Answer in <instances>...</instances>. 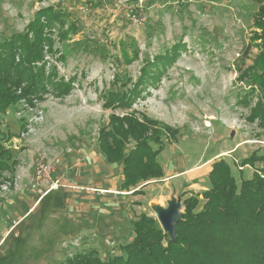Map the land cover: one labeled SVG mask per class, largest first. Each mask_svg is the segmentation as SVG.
<instances>
[{
    "label": "rangeland",
    "instance_id": "374dc122",
    "mask_svg": "<svg viewBox=\"0 0 264 264\" xmlns=\"http://www.w3.org/2000/svg\"><path fill=\"white\" fill-rule=\"evenodd\" d=\"M48 6H57L67 22L76 20L78 30L66 44L54 31V50L60 53L47 54L45 46L47 71L55 67L59 77L68 81L75 76L76 81L64 98L47 93L31 103L21 100L2 117L4 131L16 134L5 146L18 165L0 178V264H62L92 250L103 259L121 255L120 244L132 239L134 220L141 214L157 220L152 206L166 208L173 197L183 202L198 194L192 189L208 190L216 161L226 159L239 182L251 177L255 168L241 163L264 146V129L250 122V110L239 104L250 88L239 77L259 54L252 42L259 9L254 0H0V41L22 32L35 12ZM181 38L186 47L177 61L133 106L139 120L146 116L177 132L162 137L158 161L164 178L137 187L141 193L134 196L143 195L129 215L115 208L114 216L121 217L78 211L76 198L88 205L100 203L93 195H126L122 188L115 194L92 190V180H103L101 174L118 186L123 181L121 165L105 161L98 140L110 116L126 112L106 109L100 94L115 87V75L136 82L145 60H153ZM120 45L138 50V60L119 65ZM62 54L66 61H60ZM115 88L122 89L120 84ZM39 155L47 156L54 167L53 179L63 180L57 192L35 204L42 192L32 191L30 182ZM192 183L191 189L182 190ZM31 209L33 214L20 221Z\"/></svg>",
    "mask_w": 264,
    "mask_h": 264
},
{
    "label": "trees",
    "instance_id": "16d2710c",
    "mask_svg": "<svg viewBox=\"0 0 264 264\" xmlns=\"http://www.w3.org/2000/svg\"><path fill=\"white\" fill-rule=\"evenodd\" d=\"M254 1L259 9L252 42L259 54L253 65L241 72L239 81L250 88L239 104L250 110L248 120L264 129V0ZM77 30L76 20L67 22L57 6H48L35 12L22 32L0 41V178L5 172L13 173L18 165L5 146L16 134L4 131L2 117L21 100L31 103L47 93L56 98L70 95L76 77L67 81L59 77L55 67L48 72L45 46L49 45L47 54L60 53L54 50L51 36L56 32L55 37L66 44ZM86 44L83 46L88 49ZM185 47L181 38L153 60H145L136 82L115 75L112 83L115 87L120 84L122 89L109 88L100 94L106 109L126 112L123 116H110L108 125L101 129L98 146L108 164L121 165V188L131 195L141 193L136 190L140 184L164 178L158 161L164 148L162 137H175L177 133L161 128L160 123L146 116L139 120L133 106L143 93L156 86ZM120 48L121 57L116 59L119 65L138 60V50L129 51L126 45ZM66 58L62 54L59 59ZM254 99L257 102L253 105ZM128 146L132 148L129 150ZM241 164L253 166L255 171L239 182L226 159L213 163L208 175L209 189L183 199L184 212L175 225L174 239L164 232L158 220L141 214L132 222V239L120 244L123 254L103 259L94 250L78 252L62 264H264V146ZM185 196L182 194V198Z\"/></svg>",
    "mask_w": 264,
    "mask_h": 264
},
{
    "label": "crops",
    "instance_id": "0c3cea01",
    "mask_svg": "<svg viewBox=\"0 0 264 264\" xmlns=\"http://www.w3.org/2000/svg\"><path fill=\"white\" fill-rule=\"evenodd\" d=\"M90 158H91V156H90ZM89 158V159H90ZM90 173V172H89ZM88 173V174H89ZM187 173V172H186ZM186 173H183V174H181L182 176H185L186 175ZM75 174H76V172H75ZM74 174V175H75ZM102 175H104V174H101V175H99V176H101V178H103V180L102 179H98L97 180V178H95V179H93L92 180V185H95L96 187H92L93 189L92 190H95L96 192H98V191H104V192H106V191H109L110 193H113V194H115V193H117L116 191H117V189H121V186H118L115 182H112L111 180H105V177L106 176H102ZM180 175V174H179ZM178 175V176H179ZM180 175V177H182ZM173 176H175V175H171V176H169V178H172ZM92 177H93V175H92ZM121 178V176H119L118 177V179H120ZM60 181L61 180H63V179H59ZM67 181H69L68 179H66ZM66 181V182H67ZM80 181H82V180H80ZM62 182V181H61ZM206 183V182H205ZM72 185H74L73 183H71ZM68 185V186H72V185ZM193 185H195V184H190L188 187H183L182 188V190L184 191V190H189V189H191V186H193ZM104 187V188H103ZM97 188V189H96ZM105 188H108L107 190L105 189ZM205 189H206V187H204ZM122 190V189H121ZM194 192H198V193H200V192H202L201 190H197V189H192ZM58 191V189L57 190H53L52 192H50L48 195H46V196H44V197H47V196H49L50 194H52V193H54V192H57ZM180 191V190H179ZM178 191V192H179ZM69 192V191H68ZM131 193L132 192H126V195H123V196H110V198H107L106 196H100V197H96V195H93L94 196V198H96V199H98V201L100 202V203H92V201L91 202H89L88 203V205H86L85 203L86 202H83L81 205H80V203L78 202V200H79V198H76L75 200H73L74 201V203L76 202V205H79V206H81V208L80 209H78V211H81L82 209L85 211V212H88V211H91V210H93V211H98V213L100 214V212H102V217H108V218H110L111 219V217H115V218H119V217H121V216H118V215H115L114 216V214H113V209L115 208V209H117V211H121V210H124V214L125 215H129L130 214V212H131V208L132 207H135V204L137 203V202H139V200H137L136 198H138V196H142L143 194H141V195H138V196H134V195H131ZM97 195H100V194H97ZM43 196L42 197H40V199L39 200H37V201H35V204H37L38 202H40L41 201V198H44ZM73 197H74V195H72V199H73ZM112 197V198H111ZM176 198V197H175ZM20 199H22L23 200V198H20ZM177 199V198H176ZM172 200V199H171ZM30 201H32V200H30ZM29 201V202H30ZM170 201V200H169ZM33 202V201H32ZM135 202V203H134ZM8 203H12V202H8ZM101 203H103V205L101 204ZM113 203H115V206H113ZM133 204V205H132ZM155 206V205H154ZM153 207V206H152ZM162 207V206H161ZM30 208V207H29ZM32 208V207H31ZM107 208V209H106ZM167 208V207H166ZM19 209V206L18 205H16L15 204V210H18ZM66 210V209H65ZM31 211H32V209L31 210H29V212H27V211H25V215L23 216V217H21V218H19L20 219V221H22V220H25V219H28L33 213H31ZM72 211L73 212H75L76 213V211H77V207H75V208H73L72 209ZM35 212V211H34ZM154 212V211H153ZM183 212V211H182ZM8 218V217H7ZM83 228L84 229H87V230H89L88 228H90L91 229V227H87V226H83Z\"/></svg>",
    "mask_w": 264,
    "mask_h": 264
},
{
    "label": "built area",
    "instance_id": "2783aa9c",
    "mask_svg": "<svg viewBox=\"0 0 264 264\" xmlns=\"http://www.w3.org/2000/svg\"><path fill=\"white\" fill-rule=\"evenodd\" d=\"M53 173H54V167L48 161L47 156L39 155V159L37 160L36 163L34 176L30 182V187L32 191L40 190L42 192L41 195L45 196L48 193H50L52 190L57 189L59 187V180L53 179Z\"/></svg>",
    "mask_w": 264,
    "mask_h": 264
},
{
    "label": "water",
    "instance_id": "95a60500",
    "mask_svg": "<svg viewBox=\"0 0 264 264\" xmlns=\"http://www.w3.org/2000/svg\"><path fill=\"white\" fill-rule=\"evenodd\" d=\"M156 218L164 230L165 233L169 234L172 239L175 238V225L177 222L182 220L184 206L183 202L177 200L175 197L168 202V207L163 208L155 205L152 207ZM183 210V212H181Z\"/></svg>",
    "mask_w": 264,
    "mask_h": 264
},
{
    "label": "bare ground",
    "instance_id": "6f19581e",
    "mask_svg": "<svg viewBox=\"0 0 264 264\" xmlns=\"http://www.w3.org/2000/svg\"><path fill=\"white\" fill-rule=\"evenodd\" d=\"M183 210H181V212H182ZM155 216H156V214H155Z\"/></svg>",
    "mask_w": 264,
    "mask_h": 264
}]
</instances>
